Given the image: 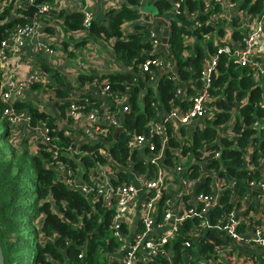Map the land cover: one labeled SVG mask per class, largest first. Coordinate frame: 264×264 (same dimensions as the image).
Listing matches in <instances>:
<instances>
[{"label":"trees","instance_id":"1","mask_svg":"<svg viewBox=\"0 0 264 264\" xmlns=\"http://www.w3.org/2000/svg\"><path fill=\"white\" fill-rule=\"evenodd\" d=\"M5 2L4 9L0 11V40L7 36L16 23L27 21L36 13V2L51 0H34L32 5H23L13 8L12 0ZM118 9H107L100 19L94 16L84 25L82 23L83 12L80 8L71 11L60 9L57 11V20L60 31V43L71 55L69 40L75 31L78 37L82 32L93 37L112 39L109 43L114 63L113 69H104L95 73L91 71L73 73L75 85H83L84 91L77 95V104L83 105L84 110H100L101 102L99 86H105L109 94L108 100L114 101L116 97H128V108L123 112L121 130L113 138L111 125L101 126V135L106 142L91 143L82 141L74 144L71 133H64L63 127L55 124V115L39 108L29 100H17L12 102L18 109H25L31 123L41 119L49 127L48 141H38L34 149L27 147L25 133L20 137V149L13 141L12 132L9 130L7 120L1 115L4 103L0 100V246L3 253L4 264H25L24 249L28 241L21 229L16 215L23 208V198H28L29 214L28 222L32 225V251L28 264H121L122 258L116 256V251L129 231L125 222L120 224L121 237L114 234L110 226L112 209L107 207L97 195L96 187L101 182L95 171L97 159L104 161V165L113 171L117 166H127L134 174H150L155 163L147 162L145 165L143 156L155 153L161 147L157 134L149 133V120L156 119V113L165 110L170 102L178 104L181 109L188 106L186 99L178 98L174 90L177 86H183L186 95H191L199 87L201 82V68L207 54L216 57L214 72L210 76L208 86L209 96L214 100L207 101L213 105V116L208 122H197L192 126L188 137L183 136L187 128L180 126L177 130L181 134L178 139L175 132L165 125V145L162 146L160 163L166 168L165 176L169 168L176 165L186 167L181 176L192 179L196 177L200 167L197 160L201 153L207 154L212 149H217L219 157L209 158L206 165L211 167L222 166L224 170H218L219 177L230 176L233 179L234 190L237 194L245 191L247 179H259L263 175L258 164L264 158V139L259 141L255 135V129L250 125L264 109L260 103L264 101L263 86L259 79L254 77L255 70L247 65H240L232 57L225 53H217L218 45L214 42V36L223 34L221 27H214L206 23L208 13L204 11V0H180V10L195 12L198 24L185 23L187 17L184 13H168L173 0H153L151 3L156 8V14H168V34L166 41L167 53L177 66V72L165 71L159 74L160 69L153 67L154 71L141 69L142 63L147 57L160 56L164 61L168 58L153 49L148 38L150 24H142L144 20L151 18L145 10L137 9L139 0H118ZM237 7L244 9L246 15L253 16L259 13L264 0H230ZM209 13L218 12L219 3L211 0ZM115 9V10H114ZM13 11L15 14L9 16ZM182 12V11H181ZM184 20V21H182ZM182 21V22H180ZM131 22L137 28L136 31L123 35L121 24ZM48 29L51 30L50 27ZM53 31V30H52ZM80 34V35H79ZM233 39H239L241 32L232 29ZM75 37V36H74ZM77 38V37H76ZM66 39V40H65ZM68 40V42H67ZM68 43V46H67ZM42 69L49 74L56 85L51 92L55 97L64 96L67 85L65 69L41 64ZM152 67V66H149ZM99 70V69H98ZM0 68V81L2 78ZM152 74L157 77L151 83ZM158 75V76H157ZM191 81V85L186 82ZM190 84V83H189ZM32 87L40 86L39 83H31ZM181 86V87H182ZM93 91V92H92ZM84 99L86 103H84ZM66 101L56 103L59 116L65 115ZM109 110H115L111 105ZM232 115V120L227 129L235 135L226 136L219 129ZM200 123V124H199ZM24 132V131H23ZM139 133L144 137L150 136L152 146L131 147L128 145L129 135ZM210 143L206 146L205 144ZM101 145V146H100ZM53 147V149H52ZM251 147L247 159L245 153ZM104 150V153L99 151ZM206 150V151H204ZM108 155L107 162L101 154ZM196 156V157H195ZM195 157V158H193ZM252 164V169L246 170L245 166ZM118 180L110 183L115 186L119 182H127L128 176L124 170L115 171ZM96 177V180L93 179ZM78 185H84L87 192L70 185L67 180ZM208 177L195 186L194 193L209 192ZM168 196L165 192L157 203L156 218L159 220L163 208L164 199ZM190 195H185V201ZM230 189L225 188L218 196L217 203L211 208L207 217H203L209 224H223L227 213L232 210L233 204L229 199ZM190 205L187 203V206ZM247 208L258 211L259 208L250 202ZM262 210V209H260ZM198 217H186L176 226V230L170 241L164 248L169 249L170 259L160 255L151 256L148 260L137 264H195L198 260H204L205 264H226L224 256H230L234 247L230 246L222 255H215L218 246H227L232 242L226 235L225 240L216 235L212 229H205L204 236L191 238ZM247 224L237 225L239 231L244 230ZM140 227V222H136ZM191 255L196 257L189 259ZM222 256V258H221ZM187 258V260H185ZM212 260L215 262L213 263ZM250 264H264V254L253 255Z\"/></svg>","mask_w":264,"mask_h":264},{"label":"built area","instance_id":"2","mask_svg":"<svg viewBox=\"0 0 264 264\" xmlns=\"http://www.w3.org/2000/svg\"><path fill=\"white\" fill-rule=\"evenodd\" d=\"M151 1L153 0H139V4L135 7L141 9L140 7L145 2ZM179 1H171V8L168 13H184L187 17L184 20H188V24H198L196 20L197 14L186 9L180 10ZM204 1V11L208 13L205 22L215 28L221 27L223 29L222 35L214 36V42L218 45L216 52L228 54L240 65H247L255 70L254 77L256 79L261 75L262 79H259V83L263 86L264 96V6L259 13L248 17L244 9L238 8L237 4L230 0H217L220 11L212 13H209L212 9L209 4L211 0ZM119 3L120 1L115 0L112 9H118ZM32 4H34V0H12L13 8ZM4 6L5 2L0 0V11L4 9ZM35 6L36 13L34 16H31L25 22L14 24L7 36L0 40V68L2 70L0 100L4 103L1 115L6 118L13 138L21 137L25 133L29 144H35L39 140L48 141L49 127L41 119L31 123L28 112L25 109L16 108L12 105V102L21 99L29 100L23 96L26 91L25 88L31 83H39L42 89L47 88L50 91L52 86L56 85L42 67H40L41 69H33V67L38 63L41 66L43 63L60 68V62L53 57L55 45L58 40H61L59 37L60 31L57 30L59 27L58 23H60V20H57V11L60 9L71 11L80 8L83 12L82 23L84 25L93 17L92 11L81 0L40 1L36 2ZM14 14L13 11L8 13L9 16ZM147 23L150 24L148 38L151 41L152 48L154 50L158 49L161 43L162 30H158L159 25L155 27V20L152 16ZM232 29L241 32L239 39L232 38ZM70 33L74 34L75 31ZM23 54H37L40 60L43 59L44 55L47 58L33 66L31 65V60L24 58ZM172 64L173 62L169 58L164 61L158 55L151 56L144 60L139 72L143 70L152 72L154 71L153 67L162 68L163 72H168L170 70L167 69H170ZM215 64L216 57L207 54L201 68L200 78L202 84L197 87L193 94L186 95L182 85V87L177 86L175 88V95L188 101V106L185 109H181L178 104L170 102L171 104L167 109L156 113V119L149 120V133L159 136L161 147L165 145V122L168 123L178 139H180L181 134L177 130L178 127L185 126L187 130L183 136L188 137L195 123L208 122L207 119L213 116L214 106L208 104L207 101L214 100V98L209 96L207 88L210 83V76L214 72ZM65 70L64 77L67 80V85L63 88L66 89V92L61 97L53 96L55 106L59 101L64 100L67 102L65 115L59 116L56 109L50 110L44 106L42 101L44 100V95L41 103L37 104L39 99L36 97L34 104L53 113L55 115V124L62 126L64 133H71V138L75 145L82 141L91 143L106 142L101 135V126L111 125L113 129L121 126L123 112L128 108V97H116L114 101H109L106 87L99 86L97 91L100 92L99 95L103 101L99 105L100 110H84L83 105L77 104L76 99V96L85 90L84 86L75 85V76L68 73L67 69ZM151 78V83L157 79V77L154 78L153 74ZM191 83V81L186 82L188 85H191ZM84 103H86L85 99ZM110 104L115 106V110L108 109ZM260 106L264 109V101L260 103ZM250 125L255 129L257 139L262 141L264 139V112L256 120L252 121ZM20 127H22L21 130ZM233 134L235 135L234 132ZM208 144L210 143L204 146ZM128 145L140 148L144 145L152 146V142L150 136L144 137L139 133H133L129 135ZM161 147L157 152L147 153L143 156L145 165L149 161L155 163L154 169L150 174H134L127 166H117L116 170L109 171L104 165V161L97 159L95 171L101 182L96 187V191L102 202L112 209L110 226L118 237L122 236L119 228L121 222H125L129 228L125 241L121 243L115 254L122 258L121 264H137L138 261L143 263L149 257L155 255L170 259L171 253L169 249L164 248L165 243L171 240L178 222L186 217L194 216H197L199 220L196 223L197 230L193 229L190 235L191 238L198 239L204 236L205 229H212L216 235L224 240L226 235L230 237L232 242H228L227 246H218L214 250L215 255H222L224 250L226 251L230 246L234 247L237 255L232 252L230 256H224V259L222 258L223 255L221 256L223 262L224 260L226 261V264H250L254 254H264V158L258 164L261 166L262 177L259 179H247L245 191L242 194H237L234 190L233 179L230 176L225 178L218 176L217 171L224 170L222 166L215 168L206 165L209 158L216 159L219 157L217 149H212L207 154H200L199 160H197L200 164L197 169L198 173L196 177L188 179L181 176V172L186 167V161L183 165L169 168V171L174 176L169 172L165 176L166 168L160 163ZM30 148L34 149V146L32 145ZM247 150L245 158L247 157L248 159L251 147L247 148ZM99 151L104 153L102 148H99ZM101 156L104 159L106 156L107 162L110 161L106 153L105 155L101 154ZM247 164L245 166L247 171L257 167ZM117 170H124L129 180L127 182H119L113 186L110 182L118 180L115 175ZM205 177H208L210 191L195 194V186L203 181ZM93 179L96 180V177ZM67 182L79 188L82 192H87V188L84 185L80 186L70 179ZM225 188L230 189L229 199L233 204V208L227 213L226 221L223 224H209L203 217L208 216L211 208L217 203L219 194ZM165 192H168V196L164 199L165 207L158 220L156 218V207ZM185 195L190 196L185 201H182ZM250 202L259 210L254 211L252 208H247ZM187 203L190 205L187 206ZM137 221L140 222L139 228L136 226ZM241 223L247 225L244 230L239 231L237 225ZM194 257L196 256L191 255L189 259ZM212 262L214 263L215 261L212 260ZM195 264H205V262L204 260H198Z\"/></svg>","mask_w":264,"mask_h":264},{"label":"rangeland","instance_id":"3","mask_svg":"<svg viewBox=\"0 0 264 264\" xmlns=\"http://www.w3.org/2000/svg\"><path fill=\"white\" fill-rule=\"evenodd\" d=\"M141 10L147 11V13L151 16L156 14V8L151 2L144 3L141 7ZM143 8V9H142ZM165 16V15H164ZM163 17V16H160ZM56 18V17H55ZM147 20H144L142 24H147ZM185 23H188V20H185ZM123 24V23H122ZM125 27V26H123ZM125 29V28H124ZM125 34V31L123 30V35ZM80 35V34H79ZM81 35L84 36L85 41H84V46H77L74 45L72 40H69L70 43V50H72V54H66L65 57H62L64 60H66V69L73 72V73H79V72H86L90 70V67L94 66L97 68H100L101 64H103L104 61H101L100 57H87V53H90L92 55H97L100 52H102L105 48L106 45H109L112 39H105L103 37L95 38L91 34L82 32ZM75 37H78V34H74ZM107 43V44H106ZM95 45L98 47L97 50L95 48ZM67 52V50L65 51ZM39 57V56H38ZM40 64V63H39ZM37 64L33 67V69H38L41 66ZM41 69V68H40ZM29 86H27L25 89H27ZM37 88V98L42 100V97L44 95V106H46L48 109H56L57 107L55 106L53 100H54V95L50 90L47 88L42 89L40 86L35 87ZM35 94V93H34ZM38 104V103H37ZM232 120V115L231 117L219 128L221 132H223L224 135L226 136H233V132L228 128ZM2 122H0V128H1ZM13 141L18 143L15 144V147L20 149V136L13 138ZM20 141V142H19ZM27 144V147H32L34 144H29V141H25ZM28 198H23V208L20 212V214L16 215V219L20 222V226L22 231L24 232L26 239L28 241V245L25 246L24 249V258H25V264H28L30 261L31 257V251H32V235L31 231L32 225L28 222L27 216L29 214V205H28Z\"/></svg>","mask_w":264,"mask_h":264},{"label":"crops","instance_id":"4","mask_svg":"<svg viewBox=\"0 0 264 264\" xmlns=\"http://www.w3.org/2000/svg\"><path fill=\"white\" fill-rule=\"evenodd\" d=\"M81 2H83V4L92 11L93 16L95 19H100V17L105 13V11L107 9H112V6H114V2L115 0H81ZM159 15L154 14L152 17L154 20H156L158 18ZM160 17V16H159ZM125 26V27H123ZM163 23L159 22V29L158 30H162L163 28ZM125 28V29H124ZM121 29L125 31V34H127V32L130 31H136L137 28L135 26L132 25L131 22H124L123 24H121ZM76 33V32H75ZM74 33V34H75ZM97 38V37H95ZM66 40V39H65ZM70 40V39H68ZM67 40V42H68ZM71 40L73 41L72 43L74 45L77 46H84V41L85 38L83 35L79 36V37H74L71 38ZM107 44V43H106ZM68 46V43H67ZM95 48L97 50V46L95 45ZM65 49L63 48V45L60 43V41H57V44L55 45V53L53 54V57L56 59V61L60 62V68L62 69H66V60H64L62 57H65V55L67 53H65ZM24 58L30 59L31 60V65H35L38 62H42L44 61L45 58H47L45 55L43 57L42 60L39 59V57L37 56V54L34 55H22ZM87 57H100L101 61H104L103 64H101L100 68H97L92 66L90 67V70L92 73H95L100 70H104V69H113L115 67L112 66V63H114V59H113V54L111 51V48L109 45H106L104 50L102 52H100L97 55H92L90 53H87ZM39 64V63H38ZM99 69V70H98ZM37 88L32 87L31 85H29V87L26 89L25 94H24V98L29 99L31 102H35L36 96H37ZM35 93V94H34ZM41 103V99L38 100V104ZM22 129V127H20V130ZM134 208V207H133ZM135 209V208H134Z\"/></svg>","mask_w":264,"mask_h":264},{"label":"water","instance_id":"5","mask_svg":"<svg viewBox=\"0 0 264 264\" xmlns=\"http://www.w3.org/2000/svg\"><path fill=\"white\" fill-rule=\"evenodd\" d=\"M168 14H166L165 16L163 17H159L155 20V27H157L159 25V22H162L163 23V29H162V34H161V43L158 47V51H160L161 53H163L167 58L169 59H172V57L167 53V50H166V41H167V34H168ZM167 70H170L174 73L177 72V66L175 63L172 64V67L170 69H167ZM161 73L163 72V70L160 71ZM121 130V126H117L113 129V138L115 139L116 137V133L118 131ZM0 264H4V258H3V253H2V249H1V246H0Z\"/></svg>","mask_w":264,"mask_h":264},{"label":"bare ground","instance_id":"6","mask_svg":"<svg viewBox=\"0 0 264 264\" xmlns=\"http://www.w3.org/2000/svg\"><path fill=\"white\" fill-rule=\"evenodd\" d=\"M145 3H147V2H145ZM150 14V13H149Z\"/></svg>","mask_w":264,"mask_h":264}]
</instances>
